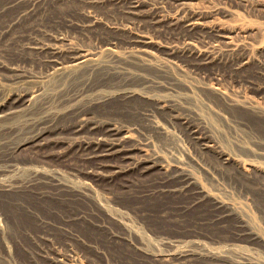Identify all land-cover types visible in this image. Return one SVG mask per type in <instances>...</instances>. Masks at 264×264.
Masks as SVG:
<instances>
[{
  "label": "rangeland",
  "instance_id": "rangeland-1",
  "mask_svg": "<svg viewBox=\"0 0 264 264\" xmlns=\"http://www.w3.org/2000/svg\"><path fill=\"white\" fill-rule=\"evenodd\" d=\"M9 1L0 0V32L20 9V6L4 9ZM187 1H192L190 6L192 4V8L208 17L211 23L232 31L235 40L245 41L240 52L251 57L245 69L240 71L230 67V62L226 61L229 54L222 45L220 49L203 42L200 44L214 54L223 50V61L215 66L218 69L198 67L186 57L180 25H172L177 13L170 0H142L141 14L136 18V15L125 13L113 0L92 4L82 13L78 2H50L39 19L25 21L18 30L31 39L36 35L41 39L46 31L53 34L61 32L77 43L90 45L116 38L117 48L121 51L126 50L129 40L136 34H148L153 39L149 44L153 55L145 74L157 82L155 93L171 102L182 115L202 120L220 149L264 169V0ZM66 16L85 24L96 19L98 28L93 31L88 27H66ZM132 17L136 20L133 21ZM36 22L41 25L35 27ZM18 45L0 46V62L5 63L0 65L2 86L10 82L7 77L11 75L10 66L18 65V68L34 72L43 69L34 55ZM108 79L111 77H106ZM140 79L136 77L133 80ZM46 82L44 79L41 85L49 84L48 79ZM216 82L226 91V97L216 91ZM49 103L51 113L56 114L57 104L55 101L52 105ZM147 104L144 101H134L129 105L113 101L92 110L97 118H112L120 124L135 127L136 138L151 152L168 163L182 165L193 172L213 195L230 202L237 211L228 213L223 208H216L212 195L208 204L183 211L180 206L187 201L186 197L143 193L151 188L150 176L140 177L132 173L128 185L126 176L110 179L109 169H105L103 175H94L93 160L86 162L75 152L63 154L61 146L58 147L59 152L52 153L47 161L41 160V155L25 150L18 159L26 162L8 170L2 168L5 157V152H2L0 182L5 179L25 180L35 169H55L61 178L68 180L69 185L60 187L39 182L30 190L0 189V264H55L52 258L57 251L64 253L67 259H79L86 264H152L132 245L141 239L152 252L196 248L193 240H200L209 250L221 252L227 261L248 258L253 264H264V191L261 188L264 171L247 176L232 165L224 166L218 152L200 150L179 123H172L156 113L147 115L139 109ZM18 117L11 121L13 128L9 132L0 134L5 137L3 151L9 152L12 144L29 135L26 133L29 126L25 116ZM57 120L63 127L71 125L66 117L59 115ZM62 134L59 135L62 139L65 136L66 141L70 140L71 135L67 131ZM82 187H87L89 195L82 197L78 194L77 189ZM218 214L223 216L217 218ZM241 220L247 223L243 228H253L258 236L253 237L250 233L239 235ZM128 230H132V243L112 237L113 233ZM175 239L178 241L171 243ZM205 261L202 258L199 264Z\"/></svg>",
  "mask_w": 264,
  "mask_h": 264
},
{
  "label": "bare ground",
  "instance_id": "bare-ground-1",
  "mask_svg": "<svg viewBox=\"0 0 264 264\" xmlns=\"http://www.w3.org/2000/svg\"><path fill=\"white\" fill-rule=\"evenodd\" d=\"M108 1L111 0H11L4 6V9L14 6H20V9L15 17L2 26L0 46L1 44L2 46L13 43L15 45L19 44L20 46H18L23 51H27L39 60L38 62H40L39 64L43 69L40 72H34L18 68V65L17 67L10 66L11 75H7V77H9L11 83L8 81L9 84L7 85L11 86L6 88L5 83L3 84L5 87L0 84V134L4 135V133L9 132L13 128L11 127V121L20 115L25 116L24 119L29 126V131H26V133L29 132V135L26 138L23 137V140H16L17 143L13 142L15 144H12L9 152L8 150L3 151L5 137L0 135L2 137L0 138V153L5 152L3 165L1 163L3 170L5 168L8 170L12 166L17 167L16 165L21 162L25 163L26 161L18 159L19 154L25 150L41 155V160L47 161L52 153L59 152L58 147L61 146L64 148L63 151L60 150L63 154L75 152L82 156L86 162L87 160H93L95 162L94 175H103V171L109 169L111 170L108 175L110 179L116 176H126L127 180H125L127 182H124L128 185L132 173H137L136 175L140 177L150 176L152 183L149 184V187L151 186V188L145 189L143 193H170L186 197L187 201L181 203V206L179 205L183 211L208 204L209 196L212 195L214 196L213 206L223 208L224 212H236V206L219 195H213L205 185L199 182L193 172L182 165L168 163L160 159L157 154L145 147L136 138L135 127L120 124L112 118H97L96 113L92 110L96 106L107 105L113 101H121L128 105L134 101L148 102L149 104L142 105L140 108L135 106L140 110L143 109V112H146L147 115L156 113L166 117L172 123H179L192 140L200 146V150L218 152L224 166L232 165L236 171H240L247 176H253L259 171H264L257 164L246 163L228 151L220 149L202 120L182 115L171 102L155 93L158 87L157 82L145 74L153 55L149 48V44L153 42V39L148 34L140 32L135 36L133 35V38H129V45L126 50L121 51L117 48L119 43L116 38H109L101 42L98 40L100 44H94L93 42L90 45L77 43L78 41L76 42L72 37L65 36L61 32L60 34H53L46 31L43 35L41 34L42 37L44 36L43 38L39 39L36 38L37 35H32L35 38L31 39L28 34L29 37L26 38V33L24 34L23 31L18 30V27L25 21L39 19L50 2H78L80 3L79 10L82 13L86 12L88 6L92 4ZM113 1L125 13L136 15L135 18L141 14L142 0ZM170 1L174 4L177 13L172 25L179 24L180 31L184 36L186 46L183 53H186V57H189L198 67L208 69L218 67L220 62L223 61V50L228 52L229 57L226 61H229L230 67L235 70L241 71L250 64V55L240 52V46L243 47L246 44L244 40H235L232 31L216 25L214 22L211 23L207 19L208 17L206 18L201 12L193 9L192 4L190 6L192 1ZM64 20L66 27H88L94 29L93 31L98 28L96 19L89 20L87 24L83 23L82 20V23H80L76 19L67 16ZM139 21L141 22V20ZM144 21L143 23H145ZM153 21L155 20L153 19ZM39 23L36 22L35 27H39L41 25ZM45 28L43 29L45 30ZM123 42L126 43V41ZM202 42L220 49L223 48L220 47L222 45L225 46V49L223 48L220 54H214L212 51L202 48L200 45ZM0 63L1 66L5 64ZM9 65L7 68H9ZM100 75H103V77H100ZM97 76L100 78L97 79ZM108 76L111 77V80H106ZM136 77L141 79L139 81L133 80ZM44 79L45 82L48 79L49 84L41 85ZM216 84V91L226 97V91L220 83L216 82ZM53 101L58 106L55 110L56 114L51 113L52 109L49 108V102L52 105ZM59 115L69 119L71 125L68 128L58 124L57 118ZM25 127V130H27V126ZM14 129L16 128L14 127ZM66 131L71 135L70 140L66 137L67 141L65 136L63 139L62 136H59ZM106 172L108 174V171ZM59 173L55 169L48 171L35 169L29 177L24 178L25 180L13 181L12 179V181H8L5 179L8 182L4 183L2 182L5 180H1L0 189L9 191L30 190L39 182H48L60 187L68 186V180L63 179L64 177L61 178L62 175H59ZM261 188L264 191V182L261 183ZM77 191L82 197L89 195L87 187L79 188ZM180 209L178 208V210ZM222 216V214H218L217 218ZM239 224L242 227L239 235L244 236L250 233L253 237L258 236V232L253 228H243L247 224L245 220H241ZM112 237L125 239L132 243V230L113 233ZM176 241L178 239L173 240L171 243ZM193 241L197 244L196 248L169 249L166 252L150 251L145 247V242L142 239L132 245L140 250L145 255L143 256L149 259L152 264H199V260L202 258L206 260L204 264H253L248 258L236 259L233 262L227 261L222 258L221 252L215 253L216 251L209 250V247L206 248L200 240ZM52 259L55 264H86L79 259H67L65 254L60 251H57Z\"/></svg>",
  "mask_w": 264,
  "mask_h": 264
}]
</instances>
